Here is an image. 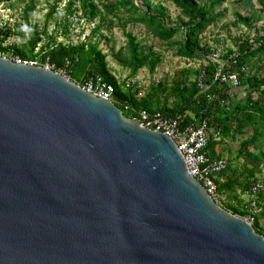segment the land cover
<instances>
[{
    "label": "water",
    "instance_id": "95a60500",
    "mask_svg": "<svg viewBox=\"0 0 264 264\" xmlns=\"http://www.w3.org/2000/svg\"><path fill=\"white\" fill-rule=\"evenodd\" d=\"M0 264H264V235L171 137L55 69L0 56Z\"/></svg>",
    "mask_w": 264,
    "mask_h": 264
},
{
    "label": "trees",
    "instance_id": "16d2710c",
    "mask_svg": "<svg viewBox=\"0 0 264 264\" xmlns=\"http://www.w3.org/2000/svg\"><path fill=\"white\" fill-rule=\"evenodd\" d=\"M23 1V16L29 19L38 0ZM172 1L180 10L176 19L169 16L163 4H153L150 0H99L102 5L96 0H67V13L59 22L64 40L49 34L47 24L45 29H39L29 19L28 39L6 43V38H1L0 53L38 60L41 65L49 62L55 70H65L68 77L81 84L88 76L99 74L115 86L114 102L130 118L137 116L135 110L145 109L166 116L183 114L185 122L196 125L207 119L208 153L214 159L227 160L226 166L214 175L216 200L230 212L246 217L250 212L253 187L258 182L263 183V188L256 191L253 197L259 210L253 226L264 235V24L254 27L256 20L264 19V0H254L259 8L253 3V12L248 16L234 12L235 22L251 30L254 28V32L235 36L234 45L220 54L229 63L225 72L238 76L237 86L217 78L218 64L210 58V54L217 50L204 39L207 29L224 14L219 9L225 0ZM58 3H51L50 6L55 9ZM76 12L79 20H85L86 24H93L97 18L99 21L93 25L88 36L72 40L70 29L74 22L70 15ZM51 13L46 19L52 17ZM113 17L124 21L121 27L126 42L114 52V57L129 69L130 74L125 78L112 72L108 54L101 47L102 40L108 39L103 29L111 31ZM120 22L117 23L120 25ZM131 22L143 23L154 37L174 47L177 56L197 60L198 66L187 65L170 82L163 81L162 76L155 81L153 78L163 62V53L154 44L144 43L132 31H127L126 25ZM22 25L20 22L15 24L14 29L7 27L9 36H22ZM84 29L81 28V36L85 33ZM176 35L181 37L176 39ZM142 68L151 73L144 88L128 82L138 77ZM203 70L205 88L200 87L198 82ZM126 104L131 109H126ZM215 131L220 132V137H215ZM227 139L239 142L234 151L224 156L219 145ZM221 196L225 202H222ZM243 196H248V199Z\"/></svg>",
    "mask_w": 264,
    "mask_h": 264
},
{
    "label": "rangeland",
    "instance_id": "374dc122",
    "mask_svg": "<svg viewBox=\"0 0 264 264\" xmlns=\"http://www.w3.org/2000/svg\"><path fill=\"white\" fill-rule=\"evenodd\" d=\"M58 5L55 9H52L50 6L51 3L58 2ZM99 2V0H96ZM153 4L161 3L167 9L169 16L173 19H176L180 10L177 5L172 0H150ZM79 3V2H78ZM100 3V2H99ZM253 3L256 7L259 8L254 0H225V3L221 6L219 10L223 11L221 19L213 24L204 34V39L212 45L213 48L217 50L219 54L224 53L227 47L233 46V38L235 36H246L252 34L253 30L246 27L242 23H236L234 18V12H240L241 14L248 16L253 12ZM24 4L23 0H0V39L6 38V43L10 42H23L28 39L29 31L27 27L28 20L30 19L33 24H37L39 29H45V24H47V30L49 34L52 33L53 36L57 35L59 40H64V34L61 33V26L59 22L63 20L64 15L67 13L66 4L67 0H38L37 7L29 15V19L24 18ZM101 4V3H100ZM102 5V4H101ZM76 6V5H75ZM52 12V17L48 20L46 16ZM77 12L71 14V20L74 22L70 29V37L72 40H77L88 36L93 25L99 21L97 18L93 24H86L82 19L79 20ZM125 17V15H123ZM122 19V15L120 14ZM114 19V26L111 31L103 29L104 34L108 37L107 40H102L101 47L108 54V62L111 67V70L114 74L120 78H125L130 74L128 68L123 67L119 61L114 57V52H116L120 47L125 45L126 39L123 33L121 24L124 22L121 19ZM121 20V22L119 21ZM124 20V19H123ZM23 23L22 28L24 29V34L22 36L10 35L8 34L7 27L15 28V24ZM31 22V23H32ZM120 22V25L117 23ZM264 24V19L256 20L254 22V27H260ZM85 28V33L81 36V28ZM127 31H132L137 37L138 40L147 43L154 44L157 50L163 53V62L158 67L156 71V76H162L163 81L170 82L174 79L175 75L180 73L183 68H187V65L198 66L199 61L197 60H187L181 58L175 54L174 47L168 46L162 40L154 37L152 32L143 24V23H128L126 25ZM99 36L94 39H98ZM181 36L176 35L175 38L179 39ZM42 42L38 44L36 51L39 50ZM38 61V60H37ZM151 73L147 68H142L139 70L138 77L146 81L150 78ZM147 82V81H146ZM238 140L232 141L227 139L224 144L219 145V149L224 152V156L229 155V152L234 151L238 146ZM230 150V151H229ZM232 150V151H231ZM245 200L248 199V196H243ZM222 202H225L224 197H220Z\"/></svg>",
    "mask_w": 264,
    "mask_h": 264
},
{
    "label": "built area",
    "instance_id": "2783aa9c",
    "mask_svg": "<svg viewBox=\"0 0 264 264\" xmlns=\"http://www.w3.org/2000/svg\"><path fill=\"white\" fill-rule=\"evenodd\" d=\"M0 56L11 58L16 62L39 64L37 60H27L5 52L0 53ZM210 58L218 64L217 78H220L222 81L229 82L233 86H237L239 84L238 76L235 73L230 74L225 72V66H228L229 63L222 59L218 52L211 53ZM43 66L54 69V65L49 62L43 64ZM59 72L65 74V70H59ZM204 75L205 71L203 70L198 77L199 85L202 88H205L203 83ZM158 77L159 76H154L153 79L158 81ZM128 82L130 84H136L141 88H144L146 83V81L139 77L131 78ZM81 85L86 90L95 93L99 97L114 101L115 86L99 74L88 76ZM125 108L131 109L128 104L125 105ZM135 112L137 113V116L133 117L134 119L141 120L144 126L163 132L175 141L178 149L184 156L189 172L197 180H199L205 186L210 195L216 199L217 184L215 182L214 175L226 166L227 160L225 158L214 159L208 153L207 146L209 142V131L207 119H204L202 123L196 125L194 123L185 122V115L183 114L166 116L161 112L151 113L145 109L135 110ZM215 137H220L219 131H215ZM262 188L263 183L261 182L256 183L253 187L250 212L246 217H244L251 224L255 222V216L259 213L253 197L255 192Z\"/></svg>",
    "mask_w": 264,
    "mask_h": 264
}]
</instances>
